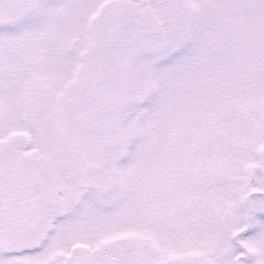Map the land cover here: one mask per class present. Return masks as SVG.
<instances>
[{"label": "snow or ice", "instance_id": "6c2138e0", "mask_svg": "<svg viewBox=\"0 0 264 264\" xmlns=\"http://www.w3.org/2000/svg\"><path fill=\"white\" fill-rule=\"evenodd\" d=\"M0 264H264V0H0Z\"/></svg>", "mask_w": 264, "mask_h": 264}]
</instances>
